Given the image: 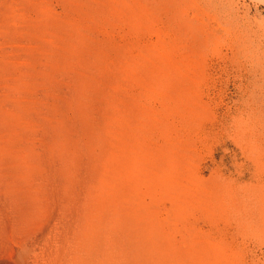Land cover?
<instances>
[{
  "label": "rangeland",
  "instance_id": "374dc122",
  "mask_svg": "<svg viewBox=\"0 0 264 264\" xmlns=\"http://www.w3.org/2000/svg\"><path fill=\"white\" fill-rule=\"evenodd\" d=\"M0 264H264V0H0Z\"/></svg>",
  "mask_w": 264,
  "mask_h": 264
},
{
  "label": "bare ground",
  "instance_id": "6f19581e",
  "mask_svg": "<svg viewBox=\"0 0 264 264\" xmlns=\"http://www.w3.org/2000/svg\"><path fill=\"white\" fill-rule=\"evenodd\" d=\"M221 262V261H220Z\"/></svg>",
  "mask_w": 264,
  "mask_h": 264
}]
</instances>
